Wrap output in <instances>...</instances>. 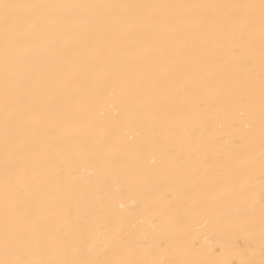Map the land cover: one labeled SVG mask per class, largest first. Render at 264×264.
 Returning <instances> with one entry per match:
<instances>
[{"label":"snow or ice","instance_id":"1","mask_svg":"<svg viewBox=\"0 0 264 264\" xmlns=\"http://www.w3.org/2000/svg\"><path fill=\"white\" fill-rule=\"evenodd\" d=\"M0 264H264V0H0Z\"/></svg>","mask_w":264,"mask_h":264},{"label":"bare ground","instance_id":"2","mask_svg":"<svg viewBox=\"0 0 264 264\" xmlns=\"http://www.w3.org/2000/svg\"><path fill=\"white\" fill-rule=\"evenodd\" d=\"M214 2H231V0H214ZM208 242L209 243H214L215 242V238H211ZM239 243L241 245H243L244 241L240 240Z\"/></svg>","mask_w":264,"mask_h":264}]
</instances>
